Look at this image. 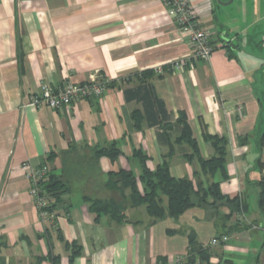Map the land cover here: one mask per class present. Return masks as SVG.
<instances>
[{
    "label": "crops",
    "instance_id": "1",
    "mask_svg": "<svg viewBox=\"0 0 264 264\" xmlns=\"http://www.w3.org/2000/svg\"><path fill=\"white\" fill-rule=\"evenodd\" d=\"M190 2L210 33L208 60L190 58L186 35L161 0H0V264L36 257L54 264V256L57 264H187V234L169 229L194 230L209 247V264H264L256 184L264 169L255 167L264 162V32L259 19H244L242 0ZM250 9L257 12L256 0ZM180 59L182 68H174ZM92 79L105 83L102 96L58 109L29 106L44 87ZM182 112L204 157L213 153L206 135L226 137L229 179L221 190L249 201L242 228H234L235 217L217 227L198 207L154 224L144 206L127 208L125 222L96 220L83 196L110 197L108 172L139 176L136 151L147 155L151 170L165 159L176 177L200 169L184 156L190 147L175 142ZM113 144L121 150L116 159H95V148ZM26 161L46 165L71 187L54 219L39 216ZM224 235L227 242L211 243Z\"/></svg>",
    "mask_w": 264,
    "mask_h": 264
},
{
    "label": "trees",
    "instance_id": "2",
    "mask_svg": "<svg viewBox=\"0 0 264 264\" xmlns=\"http://www.w3.org/2000/svg\"><path fill=\"white\" fill-rule=\"evenodd\" d=\"M133 116L135 120H138L136 111ZM176 123L180 127V133L175 142L190 147V151L186 152L184 156L191 162L197 161L200 164V169L195 170L191 177H176L171 173L169 162L165 159L155 170H151L146 165L147 155L143 151H136L134 154L141 163L139 176L125 169L108 172L105 185L113 193L110 197L83 196V201L88 205L89 211L96 214V220H99L102 215H108L115 222H125L127 221L125 214L127 208L144 206L151 217V224H154L166 218L179 219L187 209L198 207L206 210L207 218L213 220L217 227L220 225L227 226V223L235 217L234 228L237 230L242 228L240 217L250 210L249 201L239 195L231 197L221 190V181L229 179L226 137L206 135L213 153L209 157H204L197 139L193 136V130L186 113L182 112ZM260 144H264V134L260 139ZM120 153L121 150L114 144L110 147L94 149L96 160L103 156L114 160ZM55 156L56 153L49 154L48 160H52ZM255 167L263 170L264 162L259 158ZM140 183L144 185L142 190L139 186ZM256 184L260 189L259 208L264 213V174ZM41 189L48 197L47 209L50 212L55 211L58 205L64 203V195L71 191V187L64 176L49 168L48 175L41 181ZM223 206L229 208V213L225 214L220 211ZM167 232L168 234L177 232L187 234L189 240L187 264H209L211 258L209 247L203 246L198 241L194 230L169 229ZM5 246L6 242L1 240L0 251ZM80 251L81 248L78 247L73 256ZM44 260L45 257H36L32 264H42ZM57 260V256H54V264H57Z\"/></svg>",
    "mask_w": 264,
    "mask_h": 264
},
{
    "label": "built area",
    "instance_id": "3",
    "mask_svg": "<svg viewBox=\"0 0 264 264\" xmlns=\"http://www.w3.org/2000/svg\"><path fill=\"white\" fill-rule=\"evenodd\" d=\"M167 7L169 14L174 18L179 30L186 35L190 45L191 59L208 60L213 52V45L210 41L209 31L199 24L197 14L193 9L190 0H161ZM184 60H177L173 67L182 68ZM105 83L92 79L83 84H75L72 81H66L58 90L44 87L41 93L34 94L30 97L29 106L33 108L48 107L58 109L79 100L82 97L91 95L102 96L106 90ZM25 176L30 181V193L35 198V203L42 220L54 219L55 214L48 211V197L41 189V181L48 175L46 166L36 167L30 162L23 163ZM228 236L221 238L214 237L211 241L213 245L221 242H227Z\"/></svg>",
    "mask_w": 264,
    "mask_h": 264
},
{
    "label": "rangeland",
    "instance_id": "4",
    "mask_svg": "<svg viewBox=\"0 0 264 264\" xmlns=\"http://www.w3.org/2000/svg\"><path fill=\"white\" fill-rule=\"evenodd\" d=\"M237 1L238 0H235L236 4H238ZM242 1H243L242 3L244 5V9L248 10L247 17L245 16V12L243 9H242L243 13L240 12L241 14H243L245 16L244 19L248 22H251V20H253V19H259L260 26L262 28V31L264 32V0H256V11L257 12H255V13L250 9V5H251L252 1H254V0H242ZM260 45L261 44H259V46ZM263 54H264V50H263Z\"/></svg>",
    "mask_w": 264,
    "mask_h": 264
},
{
    "label": "water",
    "instance_id": "5",
    "mask_svg": "<svg viewBox=\"0 0 264 264\" xmlns=\"http://www.w3.org/2000/svg\"><path fill=\"white\" fill-rule=\"evenodd\" d=\"M218 1V3H220V4H230V3H232L233 2V0H228V1H224V0H217Z\"/></svg>",
    "mask_w": 264,
    "mask_h": 264
}]
</instances>
